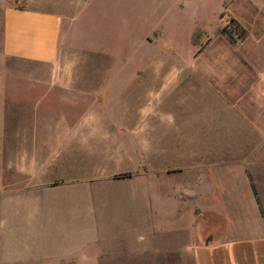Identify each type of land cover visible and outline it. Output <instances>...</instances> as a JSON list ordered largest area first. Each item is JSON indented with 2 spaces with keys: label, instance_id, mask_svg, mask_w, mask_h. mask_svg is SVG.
Returning <instances> with one entry per match:
<instances>
[{
  "label": "crops",
  "instance_id": "0c3cea01",
  "mask_svg": "<svg viewBox=\"0 0 264 264\" xmlns=\"http://www.w3.org/2000/svg\"><path fill=\"white\" fill-rule=\"evenodd\" d=\"M97 1H81V14L91 8L93 16ZM187 1L113 0L112 34L127 33L121 21L151 19L143 41L157 43L168 5ZM228 5L233 11L220 26L233 19L244 29L242 37L219 28L212 36L196 32L204 39L192 41L190 64L161 60L153 70L149 66L154 87L189 79L208 86L210 100L221 104L211 105L203 129L215 131L216 121L222 122L231 136L225 144L172 140L165 118L154 117L157 110L150 102L142 109L124 102L134 94L130 84L135 79L123 75L130 63L125 55L114 66L119 74L98 79L101 86L96 88L80 86L89 84L82 77L55 75L37 79L49 85L42 93L18 94L15 103L0 99V264H49L56 257L45 253L57 242L50 222L55 209L51 194L65 195L56 207L62 214L68 207L73 216L86 217L90 187L103 195L118 182L136 193L138 188L149 207L153 194L174 202L173 209H162L176 218L161 226V235L176 237V245L161 251L168 264H264V0H229ZM1 14L5 55L57 62L60 14L14 5H4ZM113 95L117 101L110 103ZM137 147L142 149L139 156ZM137 163L143 164L138 185L130 171ZM113 171L124 175L114 178ZM69 190L75 195L70 200ZM141 229L145 234L128 236L126 244L150 243L151 223ZM73 241L87 243L86 237ZM134 259L149 264L152 252Z\"/></svg>",
  "mask_w": 264,
  "mask_h": 264
},
{
  "label": "rangeland",
  "instance_id": "374dc122",
  "mask_svg": "<svg viewBox=\"0 0 264 264\" xmlns=\"http://www.w3.org/2000/svg\"><path fill=\"white\" fill-rule=\"evenodd\" d=\"M81 1L83 0H35L33 2L0 0V99L4 97L7 98L8 103H15L18 94L42 93L43 89L49 85L42 84L37 79L55 75L82 77L89 80V84L80 86L96 88L101 86L95 83L99 81L98 79L119 74V69L114 66L117 62L119 63L120 56L125 55L124 58H128L130 63L122 69L123 75L135 78L130 84L134 87V94L130 99H122L135 109H142L150 102L151 106L157 110V115L154 117L160 119L162 115L165 118L164 123L170 127V139H180L182 142L211 139L217 144H225L230 139V133L224 131L223 123L218 120L215 131L203 129L207 127L204 125L203 118L207 119L211 105L221 104L217 98L210 100L212 93L206 84L196 79H189L182 82L174 81L161 89L160 82L154 87L149 81L151 76L149 66L153 70L152 66L161 60L172 64L181 62L183 65L188 62L190 64L195 52L192 50L193 43H200L204 39L203 35L194 33L204 31L212 36L219 28L221 32L231 37H237L240 34L241 26L229 18H226L225 24L220 26V21L228 16V12L233 11V8H229V0H189L173 7L168 5L169 11L162 28V36L157 43L153 44H146L143 41L145 37L142 35L154 20L130 18L121 21V24L125 23L121 26L126 25L127 33L122 36H113L111 30L114 15L113 0L97 1L93 16H90L91 8L81 14L83 9ZM4 5L51 10L60 14L62 36L59 57L55 64L27 61L7 56L2 52L1 13ZM220 14L223 16L220 17ZM124 46L126 49L123 48ZM124 50L126 52H122ZM152 94L154 96L151 99ZM113 96H110V103L117 101L118 97ZM136 150V155L139 156L142 149L137 147ZM156 166L158 171L159 165ZM133 167L130 170L134 174L131 181L136 185L142 184L139 174L143 173V164L137 163ZM119 173L121 172L113 171V177H120ZM156 182L159 183V180ZM119 183L109 187L103 195L97 193L95 186L90 187L89 209L86 217L73 216L68 207L62 214L56 207L60 206L61 199L65 201V195L57 192L49 196L55 208L50 222L54 223L57 239L54 246L48 247L45 251V253L56 255L49 264L75 262L77 264H143V261L134 258L139 253L148 251L152 252V260L149 264H168L167 260L160 258L163 255L161 251L176 245V237L175 235L171 237L169 234L161 235L163 230L161 226L167 221L169 223L172 217L173 221L176 218L174 212H163L162 209H173L174 202L165 201L160 195L153 194L152 204L149 207L142 192H138V188L136 193L133 188L124 189ZM73 194V190L66 192L69 200L74 198ZM3 199L0 196V203ZM150 223V243L133 240L130 244H126V238L130 235H135V238L139 235L143 236L145 233L141 228L144 224L149 227ZM139 229L141 232L138 231ZM85 237L87 243L73 241V239ZM178 239L188 241L189 237L181 236ZM73 254L78 256L77 260L73 258ZM96 254L100 258H95ZM81 255H86L87 258L81 259ZM124 255L129 258H123ZM41 264H45V261H41Z\"/></svg>",
  "mask_w": 264,
  "mask_h": 264
},
{
  "label": "trees",
  "instance_id": "16d2710c",
  "mask_svg": "<svg viewBox=\"0 0 264 264\" xmlns=\"http://www.w3.org/2000/svg\"><path fill=\"white\" fill-rule=\"evenodd\" d=\"M14 6H16V5H14ZM17 7H21V6H17ZM232 21H233V19H231ZM236 24H238V23H236ZM244 29L242 28V27H240V34L238 35V37L240 38V37H242L243 35H244ZM121 175H124V174H121Z\"/></svg>",
  "mask_w": 264,
  "mask_h": 264
}]
</instances>
